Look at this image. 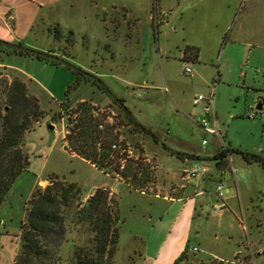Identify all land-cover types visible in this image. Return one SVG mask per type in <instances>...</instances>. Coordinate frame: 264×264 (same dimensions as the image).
<instances>
[{"label":"rangeland","instance_id":"1","mask_svg":"<svg viewBox=\"0 0 264 264\" xmlns=\"http://www.w3.org/2000/svg\"><path fill=\"white\" fill-rule=\"evenodd\" d=\"M0 40L58 55L106 87L105 92L62 66L0 45V81L20 77L45 111L25 136L27 171L0 208V264H15L28 202L51 176L79 185L83 203L98 188L113 191L124 221L113 264H174L186 251L179 264H264V167L232 154L237 180L219 181L215 161L207 159L222 150L264 159V116L257 109L264 99V0H0ZM189 45L200 50L198 62L183 60ZM187 67L191 73L185 72ZM212 93L213 125L221 136L206 134L200 124L204 117L214 118L207 115V102L193 104L195 97ZM114 97L123 99L134 117L160 138L157 142L121 128L130 155L146 157L154 167L148 195L132 192L119 178L70 152L67 118L54 120L60 103L68 99L72 107L88 101L100 113L123 121ZM250 109L256 117H248ZM170 150L206 158L200 163L209 173L186 177L184 170L194 161ZM207 177L211 179L202 180ZM219 184L229 189L223 200ZM180 185L190 190L203 213L199 208L189 224L180 225L171 256L156 263L158 245L171 231L180 205L155 195L179 196L175 189ZM223 202L226 211L213 210ZM77 208L65 213V258L93 236L88 225L73 223ZM197 244L202 251L194 254Z\"/></svg>","mask_w":264,"mask_h":264},{"label":"trees","instance_id":"2","mask_svg":"<svg viewBox=\"0 0 264 264\" xmlns=\"http://www.w3.org/2000/svg\"><path fill=\"white\" fill-rule=\"evenodd\" d=\"M11 51L73 71L46 58L13 49ZM199 57L200 50L197 47H186L184 61L198 62ZM74 73L78 75L79 81L93 82L106 92V87L99 85V78L93 80ZM68 93L69 91L66 98ZM119 100L121 103L115 99L114 103L124 114L123 121L117 122L115 116L100 113L88 101L72 107L68 99L60 103V111L55 114L54 120L67 118L65 141L70 152L105 174L119 178L132 190L149 194L155 180L154 167L146 157L135 159L130 155L126 141L121 139V128L128 127L131 134L152 137L157 142H160V138L134 117L123 99ZM44 116L45 111L41 108L39 99L29 93L27 84L20 77L12 81H0V208L29 166L24 150L25 136ZM110 118L114 121L110 122ZM170 152L184 159L182 154ZM232 154L240 155L249 165L258 163L264 167V159L260 155L240 150H222L215 157L216 160H221L217 164L220 169L226 167L225 159ZM48 180L50 183L46 187H36L28 202L26 220L21 227V249L15 264H113L124 221L119 201L113 197L112 191L98 188L83 203L81 187L76 183L67 182L58 176H51ZM74 205L78 208L73 223L88 225L93 236L88 245H76L73 254L65 258L61 253L68 241L69 232L65 213ZM187 252L174 264L182 262Z\"/></svg>","mask_w":264,"mask_h":264},{"label":"crops","instance_id":"3","mask_svg":"<svg viewBox=\"0 0 264 264\" xmlns=\"http://www.w3.org/2000/svg\"><path fill=\"white\" fill-rule=\"evenodd\" d=\"M204 102V101H203ZM202 102H200L198 105H200ZM196 105V106H198ZM206 108V107H205ZM139 116H140V113H139ZM213 121L211 122V124H213V122L217 123L216 122V114L215 116H213ZM141 119V118H140ZM138 120V119H137ZM140 123H142L143 125L146 124L142 119L141 120H138ZM211 121V120H210ZM147 126H150L147 124ZM205 131V130H204ZM206 133V132H205ZM219 155V153H218ZM182 156L186 159H192V161H194V164L193 165H196V164H201L200 162V159H206V158H200L201 156H198L196 154H188V153H183ZM217 154H214V155H211V157H207L208 160H212V161H215V165H216V168H217V174H218V180L219 181H223V180H227V181H233V180H237V177H236V172H237V169L236 168H232L231 165H230V156L225 159L226 162H228V166L220 169L218 167V163L221 161V160H216V157ZM209 176V175H208ZM210 177H207L202 179L203 181H206V180H210L209 179ZM199 181L200 182V185L203 187L205 183H203V181ZM44 182L46 181H41L40 183L43 184ZM125 184V183H124ZM126 185V184H125ZM127 186V185H126ZM129 188V187H128ZM130 189V188H129ZM195 189H198L197 186L195 187ZM132 192H138V191H134L132 189H130ZM177 192V190H179V196H172L169 194H166L164 196H160V195H155V197H160L161 199H163L164 201L168 202V203H174V204H178L180 205L179 207V210H178V213L176 215V218L173 222V226L171 228V231L170 232H167L166 235L164 236V238L162 239V241L160 242V244L158 245V250H157V256L155 258V262L158 263L159 261H161L166 254L165 256V260H167V256H171L169 255L170 253V250H172V243L177 241L179 238H180V225H186L188 222H189V219L194 215V214H197L198 211H199V208L201 210L200 213H203V206H197V203H194V201L192 200V195L190 194L191 192H189L190 190L185 187V186H182L180 185L179 189H175ZM112 191V190H111ZM113 192V191H112ZM225 192L228 193L229 192V189H225ZM141 194H145V193H141ZM148 195V194H146ZM89 198V197H88ZM87 198V199H88ZM86 199V200H87ZM224 211H226V209H224ZM185 220V222H184ZM184 222V224H183ZM186 223V224H185ZM189 224V223H188ZM188 226V225H187ZM153 236V235H152ZM156 236V235H155ZM195 246H198L199 248L201 247V244H197ZM168 249H169V252H168ZM202 248H200L201 250ZM202 251V250H201ZM241 252L240 251V248L239 250H237V252L234 254V256ZM219 259V258H218ZM164 260V259H163ZM223 260V259H222ZM164 264H168V263H164Z\"/></svg>","mask_w":264,"mask_h":264},{"label":"built area","instance_id":"4","mask_svg":"<svg viewBox=\"0 0 264 264\" xmlns=\"http://www.w3.org/2000/svg\"><path fill=\"white\" fill-rule=\"evenodd\" d=\"M185 72L186 73H191V69L187 67L185 69ZM213 97H214L213 93L210 95L209 98L204 96V95H200V96L194 98L193 104L196 106L200 102L206 101L207 102V107H206L207 115L215 116V112H214V110L212 108L213 107L212 106ZM261 113L264 116V108H263V110H261ZM248 117H256V112L253 109H250V111L248 112ZM200 124H201L202 128L205 130L206 134L215 135V136H221L219 128L217 127V125L211 124V121L208 118H206V117L202 118ZM203 144L206 145L207 141L204 140ZM208 173H209V168L204 166V165H202V164H196L191 169H185L184 170V174L186 175V177H190V178H197L199 176L207 175ZM217 192H218L219 198L223 200V197H224V195L226 193L225 190H224L223 184H219L217 186ZM224 209H226V205L223 202L221 205H219V204L216 205L213 210L214 211H216V210H221L222 211ZM191 252H193L194 254H197V253L200 252V248L198 246H194L191 249Z\"/></svg>","mask_w":264,"mask_h":264},{"label":"water","instance_id":"5","mask_svg":"<svg viewBox=\"0 0 264 264\" xmlns=\"http://www.w3.org/2000/svg\"><path fill=\"white\" fill-rule=\"evenodd\" d=\"M0 44L7 47V48H10V49H13V50H16L18 52H25V53H29L31 55H34L35 57H39V58H46L48 60H51V61H55L63 66H66V67H69L70 69H72L74 72H77L79 74H82L84 75L85 77H88L90 79H96V76L82 70L81 68L75 66L74 64H72L71 62L63 59L62 57H59L58 55H55V54H52V53H46V52H40V51H36V50H33V49H30V48H27L21 44H14V43H11V42H8V41H4V40H0ZM99 85H101L102 87H104V85L102 84L101 81H99ZM114 99L118 102L121 103V101L114 97ZM264 108V99H261L257 105V109L259 111L263 110ZM68 147H66L67 149Z\"/></svg>","mask_w":264,"mask_h":264}]
</instances>
